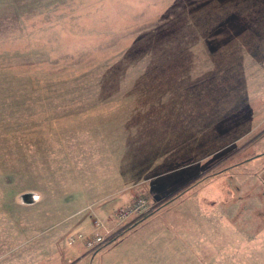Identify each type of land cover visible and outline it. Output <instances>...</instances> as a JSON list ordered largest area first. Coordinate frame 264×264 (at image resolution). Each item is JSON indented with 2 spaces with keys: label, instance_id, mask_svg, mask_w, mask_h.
Masks as SVG:
<instances>
[{
  "label": "rangeland",
  "instance_id": "1",
  "mask_svg": "<svg viewBox=\"0 0 264 264\" xmlns=\"http://www.w3.org/2000/svg\"><path fill=\"white\" fill-rule=\"evenodd\" d=\"M79 254L264 264V0H0V264Z\"/></svg>",
  "mask_w": 264,
  "mask_h": 264
},
{
  "label": "built area",
  "instance_id": "2",
  "mask_svg": "<svg viewBox=\"0 0 264 264\" xmlns=\"http://www.w3.org/2000/svg\"><path fill=\"white\" fill-rule=\"evenodd\" d=\"M148 206L147 198L144 196L136 197L131 203L126 206H121L115 211V218L117 222H122L126 220L129 216L140 213L144 211ZM95 228H99L102 225L100 219H95L93 222ZM113 237V234L105 235L100 231H94L90 234H84L80 231L70 233L66 237V241L68 244H74L76 242H81L84 247L87 249H98L102 246L106 241H109Z\"/></svg>",
  "mask_w": 264,
  "mask_h": 264
},
{
  "label": "crops",
  "instance_id": "3",
  "mask_svg": "<svg viewBox=\"0 0 264 264\" xmlns=\"http://www.w3.org/2000/svg\"><path fill=\"white\" fill-rule=\"evenodd\" d=\"M91 178V177H90ZM78 189H81V188H78ZM78 189H74L73 191H71V193L70 194H68V196H71V195H75V194H77V192H78ZM80 191H83V190H80ZM84 192V191H83ZM85 195V194H84ZM69 202V204H72V202L73 201H75L74 199H72V200H68ZM88 201H90V200H88ZM87 201V198H85L83 201H81L80 203H79V201L77 202V204H75V205H79V206H81V205H83L84 206V208H85V206H86V204H89V202ZM74 203V202H73ZM99 207L100 206H97L95 209H93V212H92V214H87L86 213V215H84V216H82L74 225H73V228H75L76 226H82L84 229H88V226H90L91 225V223H92V221H91V218L90 217H92V216H96V217H98L99 216V214H101V212L99 211ZM80 210H81V208H79ZM79 210L78 209H76V210H74L73 211V213H75V212H78ZM99 218V217H98ZM90 230V229H89ZM88 232V231H87ZM72 233H74V231L72 232ZM81 243V242H80ZM81 245H82V247H84L83 246V244L81 243ZM96 254V253H95ZM84 256L86 255V253L85 254H83ZM83 255H81V254H79L78 256H76V259H75V261L73 262V263H71V264H76L77 262H80V260L83 258ZM82 256V258L81 259H79L80 257ZM86 257V256H85ZM163 257V256H162ZM93 258H94V255H93Z\"/></svg>",
  "mask_w": 264,
  "mask_h": 264
},
{
  "label": "trees",
  "instance_id": "4",
  "mask_svg": "<svg viewBox=\"0 0 264 264\" xmlns=\"http://www.w3.org/2000/svg\"><path fill=\"white\" fill-rule=\"evenodd\" d=\"M157 207H159V205H157V206H154V208L153 209H150V212H152V211H154ZM113 239V238H112Z\"/></svg>",
  "mask_w": 264,
  "mask_h": 264
}]
</instances>
